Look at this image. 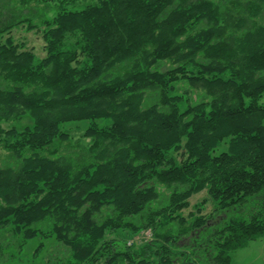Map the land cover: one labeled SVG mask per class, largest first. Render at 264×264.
<instances>
[{"label": "trees", "instance_id": "16d2710c", "mask_svg": "<svg viewBox=\"0 0 264 264\" xmlns=\"http://www.w3.org/2000/svg\"><path fill=\"white\" fill-rule=\"evenodd\" d=\"M36 1L56 14L0 20V233L55 237L59 264H232L263 238L264 0ZM24 24L44 59L5 38ZM82 121L90 146L62 155ZM204 191L214 213L183 217Z\"/></svg>", "mask_w": 264, "mask_h": 264}, {"label": "rangeland", "instance_id": "374dc122", "mask_svg": "<svg viewBox=\"0 0 264 264\" xmlns=\"http://www.w3.org/2000/svg\"><path fill=\"white\" fill-rule=\"evenodd\" d=\"M70 1V0H65ZM98 0H75V6L69 8L81 9L87 4L97 3ZM24 2H27L25 4ZM57 2H50L49 6L46 3L38 2L36 0H0V20L4 21L12 14V8L19 11H25L27 9H33V14L36 10L42 13L44 17L52 18L56 14ZM24 13H27L25 11ZM38 21V20H35ZM44 27L40 25L38 28L29 31L27 25H21L14 28L7 37H12L15 44L24 45L25 50L33 51L37 61L44 59L47 56L46 43L43 39ZM79 36H69L66 40L67 47H73ZM264 103V98L262 100ZM108 122V121H107ZM104 120L97 121L99 127L107 125ZM13 123H1L4 129H9ZM19 130L25 127H32L33 120L29 116L24 117L20 123L16 124ZM89 126L88 121L71 122L62 126V132L66 133L69 137L68 142H61L59 139L54 141L55 147H59L62 155H67L68 151L74 152L79 147H89L91 139L85 138L84 134ZM222 147L220 150H224ZM219 150V151H220ZM48 154V153H46ZM7 152L0 149V166L7 161ZM53 157V156H52ZM190 208L182 212V216L189 218V215L197 214V210L200 209L201 215L209 218L215 211V203L209 197L207 191L194 195L189 200ZM224 215H220L222 217ZM213 222V221H212ZM216 222V219L214 220ZM149 231H143L137 235H130L129 232H122L117 235H113L110 238H117L121 242L123 247L124 243L127 246L139 247L151 240ZM20 240L10 236V233H0V263L1 264H59L60 260L65 259V253L62 251L63 247L55 239V237H44L39 235L36 238L30 239L22 248L19 247ZM180 245H184L181 242ZM69 253V252H68ZM232 264H264V237L252 241L249 245L243 249L237 250L232 253Z\"/></svg>", "mask_w": 264, "mask_h": 264}, {"label": "built area", "instance_id": "2783aa9c", "mask_svg": "<svg viewBox=\"0 0 264 264\" xmlns=\"http://www.w3.org/2000/svg\"><path fill=\"white\" fill-rule=\"evenodd\" d=\"M150 236V235H149Z\"/></svg>", "mask_w": 264, "mask_h": 264}]
</instances>
